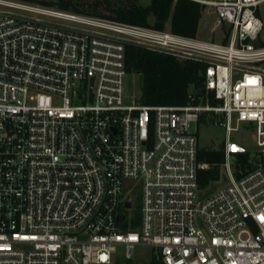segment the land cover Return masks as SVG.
I'll list each match as a JSON object with an SVG mask.
<instances>
[{
	"label": "built area",
	"instance_id": "built-area-1",
	"mask_svg": "<svg viewBox=\"0 0 264 264\" xmlns=\"http://www.w3.org/2000/svg\"><path fill=\"white\" fill-rule=\"evenodd\" d=\"M197 2L220 41L0 0V264H264V0ZM125 42L205 65L194 103L129 104ZM193 123L226 131L205 199Z\"/></svg>",
	"mask_w": 264,
	"mask_h": 264
},
{
	"label": "trees",
	"instance_id": "trees-1",
	"mask_svg": "<svg viewBox=\"0 0 264 264\" xmlns=\"http://www.w3.org/2000/svg\"><path fill=\"white\" fill-rule=\"evenodd\" d=\"M56 8L64 12L110 20L120 24L195 38L199 33L205 6L197 0H151L144 6L140 0H18ZM124 65L127 74L143 77L140 103L144 106H185L194 103L191 87L203 89L205 65L179 60L172 54L151 50L132 42L124 43ZM249 155L240 157L245 164ZM198 161L208 164L199 170L202 190L221 178L220 167L225 161L224 143L219 148L199 146Z\"/></svg>",
	"mask_w": 264,
	"mask_h": 264
},
{
	"label": "rangeland",
	"instance_id": "rangeland-1",
	"mask_svg": "<svg viewBox=\"0 0 264 264\" xmlns=\"http://www.w3.org/2000/svg\"><path fill=\"white\" fill-rule=\"evenodd\" d=\"M151 0H140V2L147 6L150 4ZM87 3H92L88 5L92 8L95 0H89ZM216 17L213 14H210L207 9L204 11L203 18L201 20V25L199 28V36L204 37L206 40L212 41H220L222 39V34L219 31L215 33L212 32V29L215 27ZM264 69V63L260 64ZM142 84L143 77L136 73L127 74L125 80V92L126 99L129 104L135 102V100H139L142 93ZM192 132H198L199 134V145L201 147H214L219 148L225 141L226 131L221 126L216 125H205L200 124L197 125L193 123L191 125ZM232 141L240 143L248 148L251 152L256 150V141L255 134L252 129L247 124H243L239 133L233 134ZM229 183L228 175L225 169L221 170V178L217 182L211 183L208 188L199 192V197L201 199H205L211 195H213L217 190L226 186ZM131 194L136 196L138 194V190L131 191ZM136 215L135 211H132L130 214V218L134 220L133 217ZM152 256V250L149 248H139L137 250V254L134 259L129 261V264H147L150 262ZM113 264H125L121 260L114 262ZM127 264V263H126Z\"/></svg>",
	"mask_w": 264,
	"mask_h": 264
},
{
	"label": "water",
	"instance_id": "water-1",
	"mask_svg": "<svg viewBox=\"0 0 264 264\" xmlns=\"http://www.w3.org/2000/svg\"><path fill=\"white\" fill-rule=\"evenodd\" d=\"M263 15H264V8H263ZM127 206L130 207V203H128Z\"/></svg>",
	"mask_w": 264,
	"mask_h": 264
}]
</instances>
